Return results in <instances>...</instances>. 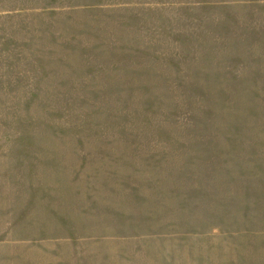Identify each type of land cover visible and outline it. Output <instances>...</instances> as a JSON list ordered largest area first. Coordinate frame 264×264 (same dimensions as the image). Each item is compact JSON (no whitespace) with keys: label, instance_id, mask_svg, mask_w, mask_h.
<instances>
[{"label":"rangeland","instance_id":"374dc122","mask_svg":"<svg viewBox=\"0 0 264 264\" xmlns=\"http://www.w3.org/2000/svg\"><path fill=\"white\" fill-rule=\"evenodd\" d=\"M0 264H264V0H0Z\"/></svg>","mask_w":264,"mask_h":264}]
</instances>
